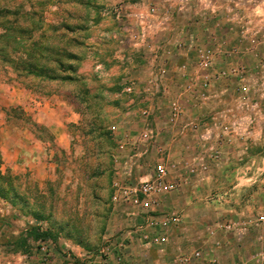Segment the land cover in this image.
I'll use <instances>...</instances> for the list:
<instances>
[{
	"label": "rangeland",
	"instance_id": "rangeland-1",
	"mask_svg": "<svg viewBox=\"0 0 264 264\" xmlns=\"http://www.w3.org/2000/svg\"><path fill=\"white\" fill-rule=\"evenodd\" d=\"M62 101L80 115L67 150L47 125ZM173 103L196 129L168 126ZM134 140L179 182L168 243L145 258L134 238L136 264H264V0H0V264H101L103 238L142 221L112 203Z\"/></svg>",
	"mask_w": 264,
	"mask_h": 264
},
{
	"label": "built area",
	"instance_id": "built-area-1",
	"mask_svg": "<svg viewBox=\"0 0 264 264\" xmlns=\"http://www.w3.org/2000/svg\"><path fill=\"white\" fill-rule=\"evenodd\" d=\"M204 55H201L203 58ZM209 61L206 59H200L199 64L203 68H207ZM166 69L161 68L160 75L165 73ZM125 90H130L131 87L125 82ZM149 110L145 111V119L143 128L140 134V141L145 144H150V141H154V137L157 135L158 130L151 120H149ZM182 109L179 105L173 103L170 106L169 113L167 115V124L170 127L187 128L190 127L193 130L196 129V125L193 121L183 122L181 118ZM114 129V126H112ZM136 141L132 142L131 148L133 149ZM124 143L119 142L118 148L123 149ZM134 152L128 156V159L124 162L125 169L123 170L124 178L127 180L114 179L112 195V203L114 206H119V209L127 215H136L141 218V223L131 224L128 229L122 228L117 231L114 236H106L103 238L101 246L98 248V255L101 264H108L109 260H113L112 264H126L125 249L129 247L133 239L135 238L141 249V252L147 250V246H154L156 244L167 243L169 238L166 233L150 235L148 228L154 229L155 227L166 228L171 221H176L174 217H167L163 214L162 204L165 195L172 190L176 189L179 182L175 179H170V173L165 165L163 159L156 162L152 168L147 171V166L142 168L139 165V157L143 154L138 150V147H134ZM122 173V172H121ZM123 176V174H121ZM174 220H171V219ZM231 226L228 224L227 226ZM212 232V231H211ZM182 259L186 257L200 258L201 251L193 250L190 254L180 253ZM213 263L216 262V258H212ZM135 264V263H133ZM232 264H243L233 262Z\"/></svg>",
	"mask_w": 264,
	"mask_h": 264
},
{
	"label": "crops",
	"instance_id": "crops-1",
	"mask_svg": "<svg viewBox=\"0 0 264 264\" xmlns=\"http://www.w3.org/2000/svg\"><path fill=\"white\" fill-rule=\"evenodd\" d=\"M137 29L138 28L134 29V27H132V32L138 33V31H141L140 28L138 30ZM46 108H48V109L50 108L49 104L48 105L47 104L43 105V108H42L43 110L45 109L44 111L47 113V109ZM56 108H58V111L55 113L57 119L54 118L53 121L50 122V124H47V125H49L50 127L52 126V128L54 130H58L57 133H55L53 131V135H54V138L56 140V143L63 150H67L70 147V140H69V137L67 135V123H74V124L80 123V121H79L80 120V115H79L78 110H75V108H73V106H71V104H69L68 102L67 103H65L64 101L58 102V104L56 105ZM59 108H62V109L64 108L62 113H61V111H59ZM53 109H54V107H53ZM114 129H115V126H114ZM113 132L115 133V131H113ZM172 144H174V143L170 141V143L168 145H172ZM168 149L170 151L169 147L167 148V150ZM169 151H168V153H169ZM144 168H145V166H144ZM150 169H151V167L148 168V166H147V171H149ZM156 229L159 230L158 234L166 233V231L163 228L157 227ZM131 245H133V242H131L129 247H127L125 249V251L127 252L126 260H125L126 264H132V263L136 264L135 260L133 259L134 254L131 252V249H130ZM137 247H139V245H137ZM143 256L146 258L147 250L144 252ZM112 261L113 260H111V263H112ZM145 264H147V263H145Z\"/></svg>",
	"mask_w": 264,
	"mask_h": 264
},
{
	"label": "trees",
	"instance_id": "trees-1",
	"mask_svg": "<svg viewBox=\"0 0 264 264\" xmlns=\"http://www.w3.org/2000/svg\"><path fill=\"white\" fill-rule=\"evenodd\" d=\"M16 38H20V36H16L15 37V39ZM32 45H34V42H32V44H31V46ZM14 50H16V49H14ZM29 57H30V59H32V60H35V59H37V57H36V48L35 49H29V51L26 53ZM39 57H40V55H38ZM67 57H69L68 55H67ZM51 59L50 58H45L44 59V64H42V65H45L46 63H48L49 61H50ZM57 64L59 65V66H62L63 65V63L62 62H59V61H57ZM30 66V71L29 72H31L32 73V71H33V67H34V65H32V64H30L29 65ZM38 66V65H37ZM49 77H50V75H49ZM52 77V76H51Z\"/></svg>",
	"mask_w": 264,
	"mask_h": 264
}]
</instances>
